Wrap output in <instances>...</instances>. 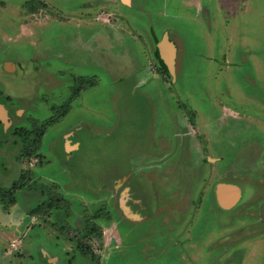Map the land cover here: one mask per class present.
<instances>
[{
  "label": "rangeland",
  "instance_id": "rangeland-1",
  "mask_svg": "<svg viewBox=\"0 0 264 264\" xmlns=\"http://www.w3.org/2000/svg\"><path fill=\"white\" fill-rule=\"evenodd\" d=\"M114 1L0 0V264H264L200 194L264 154V0Z\"/></svg>",
  "mask_w": 264,
  "mask_h": 264
},
{
  "label": "flooded vegetation",
  "instance_id": "flooded-vegetation-1",
  "mask_svg": "<svg viewBox=\"0 0 264 264\" xmlns=\"http://www.w3.org/2000/svg\"><path fill=\"white\" fill-rule=\"evenodd\" d=\"M202 152V151H201ZM258 157L257 159L260 161L262 157H264V154L261 156V153L256 152ZM202 158L205 162L206 166H210L208 177H206L204 182H202V187L200 189L201 193H207L211 192V201L213 206L216 208L217 211H219L218 201L220 199V203L222 204V199L226 201V198L224 197L223 192L220 191L219 183L224 180H231L234 181V187H236V190L238 191V197L236 198V203L239 204L243 201V204H247V212L242 213L241 215L236 216L237 220H241V223L237 224L240 226H235L234 223H232L235 228H233L231 231V235L239 238H244L247 240H251V242L260 243L261 240H264V165H258V160L254 161V165L251 167H243V166H237L234 165V163L230 164L224 171L221 170V174L218 177L213 178L211 173L214 171L213 165L207 164V162H210V157L208 158ZM208 159V160H207ZM221 159L219 156L214 157L213 161H218ZM217 164V163H216ZM197 166V165H196ZM202 167L199 165L198 170V177H196L195 180H198L200 177L204 176L203 169L205 167ZM218 170V168H215ZM238 170H240L239 173ZM244 171V172H243ZM228 173H230L228 175ZM196 175V174H195ZM125 176V174L122 175V178ZM194 176V174H193ZM128 181V180H126ZM129 187H125V191L123 193L122 199H121V207L123 214L129 218L130 216H139L137 210L141 206L143 208V201L139 198L134 196L135 189L133 186H130L128 182H126ZM124 189V188H123ZM199 194V197H200ZM126 199L130 200V205H126L125 203V197ZM201 199V197H200ZM235 202V201H234ZM233 202V203H234ZM232 203V205H233ZM231 205V206H232ZM213 207V209H214ZM230 207V206H229ZM144 209V208H143ZM139 211V210H138ZM137 213V215H136ZM129 216V217H128ZM141 219H137L136 221H141ZM247 223L242 225V221H247ZM216 239H213V241H216ZM238 251L237 245H234L232 248V253H236ZM264 255V252H263ZM234 257V255H232ZM264 261V260H263ZM224 264H236L235 262H229V260H226Z\"/></svg>",
  "mask_w": 264,
  "mask_h": 264
},
{
  "label": "crops",
  "instance_id": "crops-1",
  "mask_svg": "<svg viewBox=\"0 0 264 264\" xmlns=\"http://www.w3.org/2000/svg\"><path fill=\"white\" fill-rule=\"evenodd\" d=\"M112 1H114V0H112ZM104 4V3H103ZM114 4H115V8H113L114 10H115V12L116 13H122L123 15H124V12H123V9H120V5H122L123 6V8L124 7H130V5H131V0H115L114 1ZM118 4H119V6H118ZM103 8H105L104 6H102ZM108 11V10H107ZM101 12H103V14H102V16L104 15V13H105V11L103 10V11H101ZM169 36L167 35V37L165 38V39H161V38H159V37H157L156 36V38H155V40L153 41L154 42V48H153V50H154V58H155V60H156V62L158 63H161V65L163 66L162 68L160 67V69H159V71L161 72V75H162V77H164V78H167V77H165V75L163 74V71H166L167 73H168V71H169V77H171L172 76V80H174V78H175V69H176V55H177V49H176V45H175V43L172 41V40H170L169 38H168ZM160 39V40H159ZM152 50V51H153ZM151 51V50H150ZM151 51V52H152ZM166 53V55L168 56V60H170L171 62H169L168 60H167V56L165 55V53ZM151 59H152V57H151ZM148 67V66H147ZM164 69V70H163ZM159 71H158V68H157V71L154 73V75L155 76H158L159 75ZM146 75H148V74H146ZM167 80H168V78H167ZM230 101H232L233 102V99H230ZM230 101H228V102H230ZM226 103H227V100L225 101ZM152 104V103H151ZM146 106H149L148 104H146ZM227 109V111H229L230 113H233V114H236V115H238L239 116V114H237L234 110H233V108H226ZM228 112V113H229ZM232 124L233 125H236V124H238V122H232ZM193 126H195V129H196V133L197 134H195L194 136H197V138H201L202 136H200V137H198V134L199 133H201V132H203L202 131V126L200 127L199 125H198V122L197 121H195V124L193 125ZM190 133V132H189ZM194 138V137H193ZM190 145H191V143H190ZM184 151H185V155H186V157L188 158V156H189V153H188V151L186 150V149H188L187 147H188V145H187V138L185 137V144H184ZM221 159H219V160H222V156H219ZM214 160V157H211L210 158V162H208L209 164L211 163V165H213V163H218L219 162V160L218 161H213ZM195 163H196V165L197 166H199L200 164H197V162L195 161ZM217 165V164H216ZM215 165V166H216ZM254 164L252 163V164H245V165H241V166H243V167H251V166H253ZM236 166H240V165H236ZM213 167H214V165H213ZM238 172L240 173V170H238ZM244 172V171H243ZM230 173H228V175H229ZM231 175V174H230ZM193 174H192V180H193ZM234 181H231V180H224V181H221L220 183H219V187H220V191L221 192H223V193H225L224 194V197L226 198V201H224V199H222V204L220 203V199L221 198H219V201H218V206H219V211H218V213L219 214H227V213H231L232 215H235V216H238V215H241L242 213H244V212H247V204L245 205V204H243V201L241 202V203H239V204H237L236 203V198L238 197V191L236 190V187H234ZM235 201V202H234ZM234 202V203H233ZM232 203H233V205H232ZM232 205V206H231ZM230 206V207H229ZM137 212H138V210H137ZM136 215H137V213H136ZM139 215V214H138ZM221 216V215H220ZM129 217V216H128ZM136 217V219H133V220H137V219H141V217H140V215L139 216H135ZM130 218H134L133 216H130ZM221 220H223V219H221ZM228 222V221H227ZM225 223H226V220H225ZM222 225H225L223 222L221 223ZM236 227L237 226H240V225H235ZM235 226L233 225V228H235ZM232 228V229H233Z\"/></svg>",
  "mask_w": 264,
  "mask_h": 264
},
{
  "label": "trees",
  "instance_id": "trees-1",
  "mask_svg": "<svg viewBox=\"0 0 264 264\" xmlns=\"http://www.w3.org/2000/svg\"><path fill=\"white\" fill-rule=\"evenodd\" d=\"M22 129H23V128H22ZM22 129H21V130H19V129H15L14 132L17 133V134H20V135H22L24 138H26L28 132H27L26 129H25L24 131H23ZM18 130H19V131H18Z\"/></svg>",
  "mask_w": 264,
  "mask_h": 264
},
{
  "label": "bare ground",
  "instance_id": "bare-ground-1",
  "mask_svg": "<svg viewBox=\"0 0 264 264\" xmlns=\"http://www.w3.org/2000/svg\"><path fill=\"white\" fill-rule=\"evenodd\" d=\"M69 140H70V139H69ZM112 177H113V176H112ZM115 177H117V176H115ZM108 181H109V180H108ZM115 182H116V180H115ZM108 184H112L111 181H109Z\"/></svg>",
  "mask_w": 264,
  "mask_h": 264
},
{
  "label": "water",
  "instance_id": "water-1",
  "mask_svg": "<svg viewBox=\"0 0 264 264\" xmlns=\"http://www.w3.org/2000/svg\"><path fill=\"white\" fill-rule=\"evenodd\" d=\"M165 53V52H164ZM165 55H166V53H165ZM167 56V55H166ZM167 58V60H168V56L166 57ZM169 62H171L170 60H168Z\"/></svg>",
  "mask_w": 264,
  "mask_h": 264
}]
</instances>
